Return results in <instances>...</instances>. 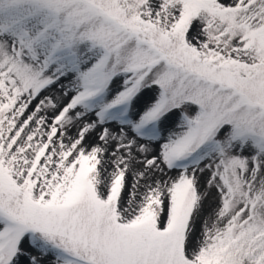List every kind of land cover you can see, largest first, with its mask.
Masks as SVG:
<instances>
[{"label": "snow or ice", "instance_id": "snow-or-ice-1", "mask_svg": "<svg viewBox=\"0 0 264 264\" xmlns=\"http://www.w3.org/2000/svg\"><path fill=\"white\" fill-rule=\"evenodd\" d=\"M0 264H264V0H0Z\"/></svg>", "mask_w": 264, "mask_h": 264}]
</instances>
